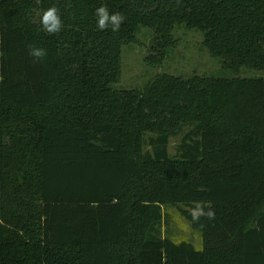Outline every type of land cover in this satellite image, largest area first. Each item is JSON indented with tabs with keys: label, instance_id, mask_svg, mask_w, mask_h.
Masks as SVG:
<instances>
[{
	"label": "trees",
	"instance_id": "trees-1",
	"mask_svg": "<svg viewBox=\"0 0 264 264\" xmlns=\"http://www.w3.org/2000/svg\"><path fill=\"white\" fill-rule=\"evenodd\" d=\"M141 27L149 65L184 28L233 75L115 88ZM241 68L264 70V0H0V264H264V76ZM196 201L215 219L194 222ZM165 206L199 248L161 233Z\"/></svg>",
	"mask_w": 264,
	"mask_h": 264
},
{
	"label": "rangeland",
	"instance_id": "rangeland-1",
	"mask_svg": "<svg viewBox=\"0 0 264 264\" xmlns=\"http://www.w3.org/2000/svg\"><path fill=\"white\" fill-rule=\"evenodd\" d=\"M175 43L159 66L147 63L145 57L150 53L152 33L148 28L141 27L138 31L136 44L126 47L121 56L122 74L119 82L114 84L117 89H141L157 72L189 77L193 74L207 76H231L233 73L222 66V59L212 56L201 44L203 34L194 30L179 28L173 31ZM239 76H264V70L241 68ZM179 137L172 138L168 147L170 155L176 152ZM184 207V206H182ZM186 208V207H184ZM164 222L161 233L174 242L182 240L192 242L195 247L201 246L199 232L193 229L189 221L173 206L164 207Z\"/></svg>",
	"mask_w": 264,
	"mask_h": 264
},
{
	"label": "clouds",
	"instance_id": "clouds-1",
	"mask_svg": "<svg viewBox=\"0 0 264 264\" xmlns=\"http://www.w3.org/2000/svg\"><path fill=\"white\" fill-rule=\"evenodd\" d=\"M96 16L97 27L101 30L110 26L113 31H116L124 20V17L120 12L110 13L105 6H99L96 9ZM40 22L43 29L49 34L61 31L62 20L58 14V9L54 6L49 7L42 12ZM29 54L30 56L39 59L46 55V51L41 47H30ZM190 214L194 222L199 221L201 217H207L209 220H213L216 216V212L211 207L210 202L201 203L199 201L194 202V207L191 209Z\"/></svg>",
	"mask_w": 264,
	"mask_h": 264
}]
</instances>
